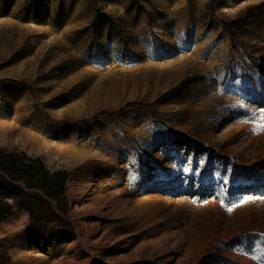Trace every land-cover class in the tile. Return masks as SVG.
Returning a JSON list of instances; mask_svg holds the SVG:
<instances>
[{
    "label": "rangeland",
    "instance_id": "rangeland-1",
    "mask_svg": "<svg viewBox=\"0 0 264 264\" xmlns=\"http://www.w3.org/2000/svg\"><path fill=\"white\" fill-rule=\"evenodd\" d=\"M3 89L78 145L0 264H264V0H0Z\"/></svg>",
    "mask_w": 264,
    "mask_h": 264
},
{
    "label": "trees",
    "instance_id": "trees-1",
    "mask_svg": "<svg viewBox=\"0 0 264 264\" xmlns=\"http://www.w3.org/2000/svg\"><path fill=\"white\" fill-rule=\"evenodd\" d=\"M67 180L66 169H53L41 155L0 148V218L17 208L32 222L68 225Z\"/></svg>",
    "mask_w": 264,
    "mask_h": 264
},
{
    "label": "bare ground",
    "instance_id": "bare-ground-1",
    "mask_svg": "<svg viewBox=\"0 0 264 264\" xmlns=\"http://www.w3.org/2000/svg\"><path fill=\"white\" fill-rule=\"evenodd\" d=\"M10 93L7 89L0 91L1 97L5 99L4 104L7 105L6 109L0 111V144L13 143L31 150L45 151L50 155L60 154L63 157L77 153V138L67 133L58 135V132L38 117L37 112L30 110L31 107L28 109L17 105ZM25 215L28 216L26 212ZM22 223L26 226L24 221Z\"/></svg>",
    "mask_w": 264,
    "mask_h": 264
}]
</instances>
